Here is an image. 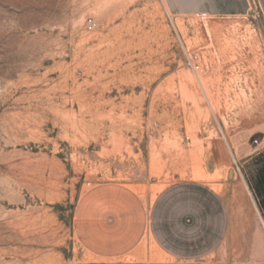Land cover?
<instances>
[{
  "label": "rangeland",
  "instance_id": "374dc122",
  "mask_svg": "<svg viewBox=\"0 0 264 264\" xmlns=\"http://www.w3.org/2000/svg\"><path fill=\"white\" fill-rule=\"evenodd\" d=\"M249 1L202 18L162 0H0V264H264V11ZM178 181L238 188L227 248H158L152 206Z\"/></svg>",
  "mask_w": 264,
  "mask_h": 264
},
{
  "label": "crops",
  "instance_id": "0c3cea01",
  "mask_svg": "<svg viewBox=\"0 0 264 264\" xmlns=\"http://www.w3.org/2000/svg\"><path fill=\"white\" fill-rule=\"evenodd\" d=\"M171 17L207 14L243 17L249 0H162ZM264 11V0H259ZM222 186H225L223 183ZM238 188L219 191L206 182L178 181L156 198L150 233L158 248L178 260L197 261L218 253L238 231Z\"/></svg>",
  "mask_w": 264,
  "mask_h": 264
},
{
  "label": "built area",
  "instance_id": "2783aa9c",
  "mask_svg": "<svg viewBox=\"0 0 264 264\" xmlns=\"http://www.w3.org/2000/svg\"><path fill=\"white\" fill-rule=\"evenodd\" d=\"M202 18H206L207 14L200 15ZM98 27V24L95 20L89 19L87 22V29L89 31H95ZM183 48L185 50V62L186 66L190 68L193 72L199 73L203 70L202 59L197 53H191L188 51L186 44L182 42Z\"/></svg>",
  "mask_w": 264,
  "mask_h": 264
}]
</instances>
